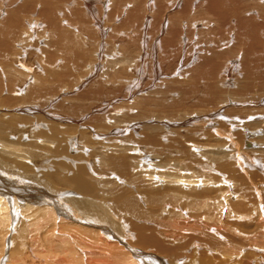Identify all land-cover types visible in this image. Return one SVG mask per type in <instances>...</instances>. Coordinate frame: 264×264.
<instances>
[{
	"label": "rangeland",
	"instance_id": "374dc122",
	"mask_svg": "<svg viewBox=\"0 0 264 264\" xmlns=\"http://www.w3.org/2000/svg\"><path fill=\"white\" fill-rule=\"evenodd\" d=\"M27 1L28 0H16L14 2L15 6H16V7H14V9L7 7V6L4 7L5 9L3 7L0 8L3 11L2 16L0 17V26L3 25L2 17H3V19L5 18L4 12H6L8 10L9 12H12L11 14H9L10 16H12L13 10H15V9L18 11H21V12L26 11L30 8L29 5H26ZM53 1L56 2L55 3L56 6H55V4H53L54 3ZM53 1L50 4V6L54 7V9L56 11L54 13L58 14L57 17L60 18V13H62L63 10H65L64 13H66V15H67V17L64 18V20H65L64 24L67 25L69 28L68 29L66 28L63 30H67L70 34V37H67L63 46H66L64 48V52L67 55L68 67H69V71H70L68 77L71 74H72V76L74 75L75 82H74V79H72L73 84H69V80H66L68 85H67V87L62 88V89L58 88L57 86H53L52 90L55 91L53 94L60 93V90H66L67 92L63 91V93H66L67 95L63 96V98L65 99L66 102L61 101L59 103V105H53L52 106L53 111H52V109H50V112H52L53 114L60 113L61 116L63 117V119L65 116H68V115L71 117V121H72V122L70 121L71 124L69 122H66L67 119H66V121H63V123L61 124L65 128H67V129L70 128L73 130V131L72 130L71 131H69V130L65 131L68 134L66 136H68L70 138L69 142H71V144H68V147L66 148V152L62 155L63 157L54 156L51 153L52 152L51 149H49V151H51V152H48L47 147L51 148L50 145H47L46 142H44V141H40L38 139L39 136L35 135V137H33L34 135L31 136L32 135L31 132H26L27 130H23L22 132L26 136L24 138H27V139L22 138V140L18 144V148L23 147L20 149L21 151L19 153L16 154V153L10 152L11 150L9 151V149L3 148V151L6 153V155L8 154V152H6V151L10 152V155L9 154H8L9 156L7 155L8 158L9 157L11 159L16 158V160H17L16 162L10 161V162L14 163V166H12L10 170L7 168L8 171H10V172L13 171L15 176H17V178L19 176H23V177L27 176L29 170H26V172H23V171L19 172V165H22L23 162L24 163L26 162L25 164H28L27 168H29L30 170H32L34 172V174H31L32 171H31V173H29L30 177L35 178L37 181L44 180L49 185H51L52 188L57 189L61 195L71 196L70 194H68V193H71L73 191V189L69 188L71 185L67 188H63L65 186H63L62 184H60L56 181H53L50 178V177H52L51 175L59 174L58 172H61L60 176L61 175L63 176L64 174H66L67 177H65V178H69V177H71V174L75 172L76 166L83 165V164H85V166H86L88 163L89 164V170H88V166L85 167V168H87L86 169L87 175L89 174L88 178L96 181L95 183H97L99 185L100 190L102 189V192L106 193V194H104V196H108L107 192H108V190L110 191V189H112V188H110L112 185H113V187H115V189H118L115 192L122 193L121 187H123L124 184H122V186L119 185V186H121V187H119L118 183H120L122 180H127L129 177L121 179V178H116L115 176H110V173H114V175H115V172L109 170L108 168L105 171H103V170L100 171V168H99L100 163H98V162L104 160V158H103L104 157L103 155L105 154L104 151L106 152L107 151L106 149H111V148H106L105 150L104 149L100 150L99 147L94 144V142H99V140L98 139L94 140L92 133L94 131L95 132L98 131V133H96V135L104 136L107 134V131H105V130L101 131L102 129H100V128H104L107 126H114L117 129L118 126H119L118 128H120L126 123L127 124L132 123V122L134 124L139 123L138 124L139 126H137L138 130L135 131L134 136H133L134 140L133 139L131 140L128 138L129 133L128 134L125 133V136L127 137L126 140L128 142H125L126 140L125 141L123 140L125 142L124 145L128 146V147H126V149H129V148L131 149V148H134L133 146H137V143H136L137 140H141L143 138L142 135L145 134L143 131V129L146 128L145 126L149 127L150 124L152 126H154L153 124L156 121L154 122L153 120H155V119H151V118H154L153 116H155V118L157 117L156 118V120H158L157 122H159V121L162 122V120L166 121L168 119L167 120L168 122L169 121H170V123L173 122L170 125V130H172L173 133H171V131L169 129H168V131L164 130L162 132V135L167 134L165 137H163L164 138L163 143L167 146L165 147L166 149H162L164 147L160 146L159 151H158V152H160L162 150L161 152L164 154V156H160V154H162L161 152H160V154L157 153V154H159L158 156L157 155H151V156L149 155L148 159L146 157L143 158L142 155H140V156L136 155V159H138L140 157L141 159L139 158V161H141V162L139 164L138 170H135V171L133 170L137 164L135 166H133L134 168H132V170L130 169V173H132V177H133L132 181L130 183L132 184L135 181L139 182L140 178H138V176L141 174V173H139L140 170L142 173L145 172L144 173L145 175H146V172H147V174L152 172V175L154 174V176L159 177L160 174L161 175L163 174L165 176L167 175L168 177L172 178L174 176V174H177L179 172V169H180V167H182L181 166L182 164H185L183 166L184 168H187L190 166L189 161L186 160L184 162V160L186 158L190 159V161L192 160V162L194 161L195 164L197 165L196 167L198 168V170L194 169L196 174L194 173L193 175H195L196 178L199 177L197 179H202L203 181H205V180L207 181L206 184L204 183V185H200V186L204 187V189H208V188L215 189L216 192H214L211 195L210 190H209V192H204V194H202L201 192L195 191V193H192V194L198 195V197H200V195H202V196H205L207 198V202L209 203L207 208H205V209H207V211L209 210L210 205L212 203L215 204L213 207L216 206L219 208H216V207L213 208L212 207L211 211H210L211 212L210 216L212 217L213 220L209 217H206L207 219L205 220L206 215L203 217H201V216L197 217L196 216L197 218H193L192 215H195L197 213L187 212V209H185L186 208L185 207L182 211H184L185 214L187 213L186 215L189 216L188 218H191L192 223L190 221H187V222L184 221V219H182L184 216L182 218L180 217V219H178L180 224H182L183 222L185 223V225L184 224L180 225L179 223H177V225L175 226V229L177 231L176 233H177V235H179V238L182 239L185 237L184 240L182 239V241H187L189 239L191 240L192 238H198V235H202V236H210L211 235L212 236L213 233L219 232L216 229L217 224L220 223L219 221H221V224L224 225L223 229L221 230L222 232L225 230V226H227V225L230 227L229 228L226 227V229H229V231H231V230L233 231V229L236 228L237 226L239 227L240 224H243L244 222L246 223V221L248 223L250 221V219H252V221H253V222L251 221L252 224L249 222L250 224H247L245 229H243L242 231H240V230L242 228H244L245 225L244 226L241 225L240 226V228L242 227L241 229L237 227V230L239 229L240 233L243 231L247 232V233L249 231H250V233L251 232L254 233V231H256V229H257V231L255 232L256 234L254 235L251 233L252 236H250V237H249L250 233H249L247 238L244 237V236H247L246 233H244V232H243L244 236H243V233H241V235H240L241 237L242 236L244 237L243 238L244 240L249 239L248 241H244V245L247 244L246 247H243V248L241 247L243 253L241 252L242 253L241 256L239 254V256L241 258L240 264H242V263L243 264H246V263L264 264V249H263V247L261 249V246H260L261 243H262V245L264 244V239H263L264 238V232H263L264 231L263 230L264 229V225H263L264 224L263 223L264 222V214H263L264 213L263 212L264 211V208H263V206H264V153L261 155L258 154L260 151L254 150L255 148H258V145H255L253 143L254 141H258V139H257L258 136L261 137L262 135H264V127H263L264 123L261 124V121L264 120V115H262V112H261L264 109V97H263L264 93H262L261 95H259L260 93L258 94L259 91L264 92V85L262 88V82L264 83V81H263L264 80L263 79L264 78V76H263L264 75V73H263L264 72V60H263L264 59V51L261 49L263 51L262 52L259 49V48L263 47L262 44L264 42V37H263L264 36L263 35L264 34L263 33L264 27H263V30L260 29V33H259V30H257V28H259V27H257L255 29L254 27L251 26V24H253V26H255L256 21H257L258 26L261 25L260 28L262 26H264V14H263V16H261L262 12L264 11V10L263 11L261 10L262 7L264 9V0H243V1H239V2L237 0L236 3H233V6L231 5V3L228 4L231 1L225 0V2H227V4H228L227 8H226V6L224 8V5H223L224 2L222 3L223 0H220V3L219 2L216 3L217 5H218V3L222 4L221 5L222 7H220V5L218 6L219 7L218 11H220V10L221 11L220 12L217 11V15H216V13H214L212 11L213 10L212 8H211V10L208 8L210 6L208 3V0H207V2L205 0H199V1L190 0V2H189V0H187V1L186 0L185 1H182V0H90L91 3L88 6V8L84 7V3L87 0H74V1H72V3H70L72 11H74L77 14H78L77 10H81L82 8H83V10L87 11V13L85 12V17L83 19L82 18L80 19V22H78L76 19H74L72 16L75 14L71 13L70 9L64 6V4H66L68 0H53ZM57 1H61V2H59V4H58ZM215 1H218V0H215ZM186 2H187V4H186ZM34 4L36 5V7H35V12H33V14H32L33 15L32 19L35 20L36 23L41 24L42 19H41V17H39V16H41V13H40V15H37L39 13V10H40L39 7H40L41 3L37 2V3H33V5ZM82 4H83V6H82ZM240 4L243 6L247 5L249 7L243 8V6H242V10L246 9L242 12ZM204 5H206V7ZM237 6H239V7H237ZM233 7H237V8H233ZM205 8H208V9H205ZM230 8L235 9L236 14L232 9H231V13H230ZM239 9L241 11H239ZM209 10L212 11V13ZM225 10L227 13L229 11V13L226 14V12H224ZM236 10H238L239 15H237ZM258 10H260V11L258 12ZM232 12H234V13H232ZM239 12L240 13L242 12V13L240 14ZM243 13H244V15H243ZM29 14L31 15V13H29ZM225 14H226V17L224 16ZM232 14H233V16H232ZM241 15H242V17H241ZM247 15H248V18L245 17ZM225 18H228L227 19L228 21L227 20L225 21ZM245 19H250L251 21L245 20ZM181 20H182V22H181ZM62 21H63V19H62ZM66 21L69 22V23L67 22L69 25L66 24ZM240 21L242 24L240 23ZM260 21H261V24H260ZM75 22H77V23H75ZM236 24H238L237 25L238 28H236L237 27ZM74 25H80L81 27L77 26V27H79V29H77V27H75ZM205 25H207V27ZM239 25H240V27L242 26L243 28H239ZM244 25H246L247 28H245ZM179 27L182 29H180ZM215 27H216V29H220V30H216ZM80 28H81V31H79ZM253 28H254V30H253ZM89 29H90V31H89ZM233 30H234V32H233ZM247 30H250V31H247ZM251 30H252V32H251ZM175 31H178L177 34H175V33L172 34V32H175ZM230 31H232V32H230ZM254 31H256V32H254ZM179 32H180V34H179ZM221 32H223V33H221ZM253 33H255V35ZM260 34L262 37L258 36ZM202 35H204V36H202ZM256 35H257V37H256ZM243 36H245V37H243ZM258 37H260V38H258ZM243 38H246V39L243 40ZM258 39H260V42H262V43L258 42ZM261 39H262V41H261ZM165 40H168L167 41L168 43L169 42L170 43L174 42V43L170 44V46H169L168 43H167V45L165 44V42H166ZM244 42L246 43V45ZM80 43L82 44L81 46H80ZM247 44L250 47L252 45L254 47L257 45L258 47L257 46L255 47L256 52L254 51V49H252V48H254L253 46H252V48H248L249 46H247ZM234 45H235V47H234ZM240 45H242V46L240 47ZM260 45H262V47ZM223 46H225V47H223ZM79 49L84 50V57L81 60V63L84 62V66L82 69H80L79 72H77L76 70L81 63L80 64H74L73 57H76V55H79ZM243 49H245V50H243ZM247 49H252V51L254 52V55L255 56L258 55V56L254 57V59L252 60L254 55H253V53H252V55L248 54L249 52H252V51H249ZM232 50H233V52H232ZM234 50L236 52L238 51L239 54H237L238 52L236 53ZM246 51L247 52L249 51V52L246 53ZM261 52L263 55L261 54ZM243 53L244 54L246 53V55H245L246 57L244 56ZM247 54L249 55V57ZM239 55H240V57L238 58ZM259 55H261V56H259ZM251 56H252V58H251ZM224 57L227 60L230 57V59H229L230 61L225 62L226 59ZM233 57L236 61L233 59ZM243 57H244V59H243ZM258 57L259 58L261 57V58L259 59ZM262 57H263V59H262ZM246 58L248 60L250 59L252 61V63L249 62ZM256 58L258 60H256ZM238 59L239 60L241 59V60L239 61ZM212 60H214V61H212ZM259 60H263V62L259 61ZM206 61L210 62V63L213 62V64H215V66H213L212 69H214V67H215L216 71L212 70V72H213L212 73L210 71L211 67H210V69L206 67ZM46 63H48V60L44 61V64H46ZM200 63H203V65L202 64L200 65ZM259 63L262 67L260 70H262L263 72L262 71L259 72L260 70L258 69V73H259L258 74L256 69L260 67ZM236 64L237 65L239 64L238 67L235 66ZM246 64H248V65H246ZM231 66L234 67L235 69L234 68L232 69ZM250 66L252 67V69ZM73 67H74V69H73ZM135 67H136V69H135ZM140 67H141V69H140ZM220 67H222V69H220ZM226 67H228V70ZM254 67H257V68H254ZM237 68H238V70H237ZM247 68H249L250 70ZM92 69H94V70H92ZM253 70H254V72L255 71L256 72L254 73ZM205 71H208V72H205ZM249 71L252 74V77H250L251 74H250V76L248 75ZM216 72H219V73H216ZM129 73H130V75L128 76V79H126V76ZM195 73L197 74V78L201 79L197 83H195L197 81L196 80L197 78L195 80H193V78H191V77H195ZM215 73H216V76L214 75ZM41 74H42V70L40 72H38L36 76H39ZM204 75H205V77H203ZM213 75L215 76V78ZM261 75L263 76V78ZM78 76H79V79L77 78ZM198 76H202V77H198ZM259 76H261V77H259ZM111 77L115 78L117 81L114 80V83H111V82H113L111 80ZM211 77H212V79H211ZM222 77H224V78L222 79ZM83 78H85L86 80H84ZM219 78H221V80ZM107 79L111 80L110 82L107 81V83L109 82V84L106 83ZM82 80H83V82H79ZM122 80L123 81L125 80L124 84H122V82H123ZM23 81H27V80L23 79ZM193 81H195V82H193ZM83 83H85V84H83ZM193 83H194V85L195 84L197 85V86H195L197 89L196 88L194 89V87H192ZM207 83L210 85H208ZM214 83H216L217 86H215ZM222 83H224V84H222ZM255 83L258 85H255ZM77 84H79V86H82V88H79L78 90H76V87H78ZM111 84H114V85H111ZM226 84H229V86ZM71 85L72 86L74 85L73 88H70ZM123 85H124V87H123ZM211 85H214V87H218V89L217 88L216 89L218 91L220 89V91L218 92L214 88V91L212 90V92H211V89H213V86L211 87ZM245 85H248V86H245ZM98 86L99 87L102 86L101 89H104V90H107L110 87H111V89H113L116 86L114 89L115 90V96H109V95L105 96L106 94L104 92H101L100 94L102 95V93H103V95L102 96L100 95L101 100L99 101V97L95 94L96 87H98ZM131 86H132V88H131ZM189 86H191L190 89L192 88L193 91H192V89L190 90L188 88ZM258 86L259 87L261 86V87L259 88ZM99 87H98V89H99ZM128 87H130L131 89H129V90L126 89ZM186 87L189 89V91L186 90L187 89ZM236 87L237 88L240 87V88H238L240 91L242 90V87H243V89L246 88V91L248 90L246 93V95H248L247 97L256 98L257 96H255V95L258 94L259 99L261 97V99H260L261 101L259 102V104H256L252 101L253 105L252 104L249 105V108H248V105H245L243 107L227 105V104H230L227 102V100L228 99L232 100V99H234V97H237L235 99H238V100H235V99L233 100V102L235 101V104H237L238 102L241 101L242 97L238 98L240 93H238L239 91L237 90ZM247 87L249 89H247ZM200 88H201V90H200ZM224 88H226V89H224ZM118 89H121V90H118ZM209 89H210V91H209ZM250 89H251V92H250ZM68 90H70V91H68ZM87 90L89 91L90 95H88V93L86 92ZM179 90H181V92H179ZM202 90L204 92H202ZM206 90H208L211 93L214 92L215 94L216 93L220 94V96H218V98H216L217 100L215 99L216 105L213 102L214 100L211 103L205 102V101H211L210 100L211 97L214 99L218 94L213 96L214 93L213 94L210 93V95H208L209 92L208 91L206 92ZM257 90H259V91H257ZM120 91H121V94H120ZM186 91L189 93H187ZM253 91L256 92L257 94H255ZM128 92H130V93H128ZM252 92L254 93V95ZM244 95H245V92H244ZM79 96L82 98L83 101H80ZM93 96H96L97 100ZM181 96H182V99H180ZM253 96H255V97H253ZM205 97H206V99H205ZM222 97H224V98H222ZM202 98L204 100H202ZM94 100H96V101H94ZM80 102H82V103H80ZM204 102L206 103V105ZM223 102H227V104L226 103L224 104ZM109 103L112 105H109ZM212 103H213V105H212ZM184 104H185V106H184ZM203 104H204V106L202 108ZM210 104H211V106H210ZM231 104H232V102H231ZM241 105H243V104H241ZM155 106H159V112H158V108H156ZM174 106H176V108ZM181 106H183V107L181 108ZM259 106H260V108H259ZM206 107H208V108H206ZM253 107H254V109H253ZM61 108H63L64 112L60 110ZM250 108H252V109H250ZM257 108H259V109H257ZM75 109H76V111H75ZM162 109H163V111H162ZM169 109H170V111L167 112V110H169ZM176 109H177V111H176ZM173 110L176 112V114H174V115H173V112H174ZM102 111H103V116H102L103 119L98 120L99 121L98 122L97 117L100 116ZM66 112H68V114H66ZM69 112H71V113H69ZM150 112H151V114H150ZM156 112H158V113H156ZM252 112H254V113H252ZM255 112H257V113H255ZM263 112H264V110H263ZM113 113L115 115H113ZM191 114H194L193 117H195V118H200L201 116L206 117V116H209L211 114H214V115L218 114V115L209 117V119L206 121V123H203V124L199 123L197 129L195 126H193L194 125L193 123H190L191 126L187 125L186 127H182V123L180 120L182 118L185 119L186 117H189V116L192 117ZM202 114H204V115H202ZM146 115H148V117H149L148 120H152V121H150V122L147 121ZM36 116H39V115H36ZM50 117L54 118V116H50ZM72 117H75L76 120H73ZM8 118H9V116H5L4 120H7ZM46 120H48V119H46ZM50 121H52V120L50 119ZM75 121H76V123H75ZM28 123L33 124V125L35 124L33 122H28ZM148 123H149V125H148ZM175 123H177V124L174 125ZM107 124H109V125H107ZM157 124L159 126V123H157ZM67 125H69V126H67ZM97 125H101V126H97ZM227 125H230L232 127L231 128L232 130L239 131V133L241 135H243L244 137L242 136V138H241V136H239L238 134H233L234 132L230 129V127L228 128ZM242 125H244V127L246 129L249 128L248 130L245 129L247 132H245V130L241 131L240 126H242ZM140 126H141V128H140ZM142 126H144V127L142 128ZM217 127L221 131L229 132L230 136L225 135L224 138L223 137L218 138L217 137L218 135L214 134V133H212V135H214V136L216 135L215 137L209 136L212 128L213 129L216 128L215 130H217ZM252 127H254V128H252ZM182 128L184 130L183 131L181 130V132H179L180 129H182ZM186 128L188 131L185 130ZM26 129H28V127ZM177 129H178V131H177ZM198 129H200V132L197 131ZM228 129H230V130H228ZM235 129H237V130H235ZM192 130H194V131L192 132ZM46 131H47V129L45 130V132ZM74 131H75V133H72ZM248 131L250 134H254V135H252V137L248 136L247 135ZM207 132H209L208 136H206ZM169 133H171V134L168 135ZM176 133H179L182 135V136H178V139H177V141L180 140L179 142H177V144H179V146H181L179 151L175 145H172V143H173L172 141H174V137H175ZM83 137H88V138H90V140H88V138H83ZM114 137H111V138L115 139ZM181 137L182 138L184 137L183 138L184 140L182 139L183 141L181 140ZM226 137H227V139H226ZM91 138H93V139H91ZM185 138H186V140H185ZM190 138H192L193 141L189 140ZM234 138H235V140H234ZM251 138H252V140H251ZM16 139H17V137H15V136L12 137L11 142L16 141ZM224 139H226V140H224ZM229 139H231V140H229ZM86 140H87V142H86ZM119 140H121V138ZM168 140H170V141H168ZM223 140H224V142H223ZM238 140H239V142H238ZM92 141H93V143H92ZM123 141L121 140L120 142L123 143ZM227 141L228 142L237 141V142H235L237 144H240L241 142H243V143H241L242 145H240V146L245 147V149H247V150L253 151L252 155L250 153H249V155L247 154V158L250 157V155H251L252 159L257 158L260 161H257V164H256V163H253L252 160L250 161L251 158H249L243 162V163H246L245 167H244V165L242 167H239L238 165H236L234 160L231 158L233 155L232 152L230 153L231 146H229V145L225 146V143L229 144ZM247 141L249 143L251 142L250 146L246 145ZM27 142H28V144L33 142V143H36L35 145H37V144L38 145L37 146L30 145L27 147L26 146ZM169 142L170 143L172 142V143L170 144ZM39 144L41 146H39ZM262 144H264V141H262ZM45 145H47V146H45ZM182 145H186V146L190 147L189 148V147L185 146L189 150V151H187V153L193 159L186 157V156H183V155H180L181 154L180 152H182V150H181ZM192 145H194V146L191 147ZM19 146H21V147H19ZM25 146H26V148H31V150L29 149L30 152L28 149L25 148ZM218 146H220V148ZM141 148H143V147H141ZM23 149L27 153L29 152V155L31 154V152H38L37 153L38 155L35 156L36 157L35 159L34 158L31 159V158H29V155L27 157L26 153H23L24 152V151H22ZM32 149L34 151H32ZM37 149H38V151H37ZM207 149H208V151H207ZM0 151H2L1 148H0ZM256 151H258L257 155L255 153ZM49 153H51V154H49ZM131 153L134 154L133 152H131ZM23 155H26V158L24 156L25 159H22ZM42 155H43L44 159L42 158ZM3 156L5 157V154ZM38 156L42 160L39 159ZM132 156H135V155H132ZM220 156H221V158H220ZM165 157H167V158H165ZM180 157H182V158H180ZM37 159H39V160H37ZM136 159L135 158L133 159L134 164L138 161ZM35 160H37V161H35ZM174 160H176V161L179 160L180 163H179V161H178V163H176V161H174ZM219 160H221V161L225 160L224 164L229 166L228 171H219L217 169L216 164L218 163ZM247 160H249V161H247ZM18 161H20V162H18ZM60 161H61V164H60ZM38 162H40V163H38ZM54 162L56 163L57 166L54 165L55 164ZM62 162H65V163H62ZM114 162H119V161L114 160ZM199 162H200V164L201 163L203 164V165L201 164V167L204 168V169H202V171H200V169H199V166H198ZM158 163H159V167L157 166ZM238 163L241 164L242 162L239 161ZM177 164H179L180 166L179 165L177 166ZM147 165H148V167H147ZM191 166H193V165H191ZM66 167H68V168H66ZM178 167H179V169H178ZM243 167L245 169H243ZM149 168H152V170H150ZM156 168H157V170H156ZM57 169H61V170L63 169V170L57 171ZM102 169H104V168H102ZM72 170H74V171L72 172ZM93 171H95V172H93ZM231 171H233V172H231ZM188 172H192V171L183 170L181 173L183 175H185V174L190 175ZM241 172H243L245 174L244 176H246V177L241 175ZM246 173H248V174H246ZM253 174H254V179H252ZM96 175L100 177V178L98 177V180H97ZM116 175H117V173H116ZM239 175H241V176H239ZM255 175H256L257 179H255ZM135 177H136V180H134V182H133V179H135ZM139 177H142V176H139ZM248 177L252 180H250ZM231 178L235 179V181L232 180ZM245 178H246V181H244ZM260 178H262V179H260ZM108 179H110V181ZM111 179H112V181H111ZM118 179H120L121 181L119 182ZM141 179L144 180V178H141ZM143 180H140L141 184H144L146 182L147 184H149L148 186L154 185L155 187L153 186V189L157 188V186L159 187L158 188L159 190H160L161 186H162V188H164V184H165L164 181L165 180H163L162 178L161 179L159 178V180H161L158 183L159 185L157 183H154V182H152V184H150V183H148V181H143ZM253 180H254V182H252ZM99 181H101V182H99ZM257 181H259V182H257ZM140 182H139V184H140ZM196 182L195 183L193 182V184H191V185L199 184ZM251 182L253 183L254 188H253V185ZM101 183H104V184L101 185ZM247 183H248V186L245 187V185H247ZM257 183L263 188V190H262V188L259 189L260 186H258ZM180 184L185 185V184H188V182L185 183L184 181H180ZM249 184H250V186H249ZM256 184L258 187H256ZM104 186L106 187L105 189H104ZM200 186L198 187L199 189L201 188ZM133 187H134V189H133ZM227 187H229V189ZM249 187H250V189H248ZM123 188H125V187H123ZM145 188H146V185H145ZM150 188H152V187H150ZM135 189H137L136 186H133V185L130 186V191L131 190L137 191ZM141 189H143V188L141 187ZM230 189H231V191H230ZM254 189L257 191L258 194L260 193L259 195L262 198V205H261V201H258L259 199H258V197H256L257 195H256V193H255L256 191H254ZM260 190H262V191L260 192ZM48 192L49 191H47V193ZM96 192H98V191H96ZM102 192H100V193L102 194ZM222 192H224V193H222ZM251 192H253L252 193L253 195L251 194ZM93 193L94 192H92V194ZM52 194L54 195V193H52ZM223 194H225V197ZM250 194H251V197H250ZM8 195L14 196L11 194H8ZM85 195H87L86 192L82 196H85ZM91 195H89L87 198L90 199ZM245 195L246 196L248 195V197H246ZM229 196H231V198H229V200H228L227 198ZM237 196H238V198H237ZM243 196L245 198H243ZM253 196H255V197H253ZM240 197L242 199H239ZM129 198H133L137 201L139 200L136 193L132 196H129ZM246 200H247V202H246ZM96 201H97V199H96ZM98 201L101 202L102 200L98 199ZM109 201H111V199H109ZM231 201H232V204H231ZM254 201L255 202L257 201L256 203L258 204L259 210H258V208H256L257 206L255 207V205H257V204H255ZM227 203H229V204H227ZM235 203L242 206V207L244 206L243 213H241V212L239 213L238 212L239 210H235V207H233V205ZM218 204H221V205H218ZM222 204H224L226 206V208H225V206H223L224 209L222 207H220V206H222ZM97 205L99 207L102 205V203H98ZM184 206L185 205H183L182 208ZM143 207H144V205L142 206V208ZM230 208H231V210H230ZM217 209L222 210L221 211L222 214L221 213L220 214L223 216L222 217L218 216L215 219L212 211H214V210L217 211ZM228 209L231 212L226 211ZM253 209H255V211ZM233 210L235 212L239 213V215H235V217H233L234 216ZM256 212H257V214H256ZM190 213H192V215ZM244 213H245V215L248 214V216L250 218L248 216H246L247 218H244L245 217ZM155 214L159 215V213H155ZM260 214H262L263 218ZM190 215H191V217H190ZM237 216L238 217L240 216L239 217L240 219ZM257 216H259L260 218ZM11 217H13V214ZM87 217L88 216L83 215L79 219L80 220H86ZM226 217H230V219H226ZM210 219H211V222L213 224H211ZM253 219H256V221ZM214 220H215V222H214ZM229 220H232V221H229ZM238 220H240V221H238ZM242 220H244L243 223H242ZM258 220L261 222L260 223L257 222ZM18 221L21 222L22 218H19ZM205 222H206V224H205ZM236 222L237 223L240 222V223L237 224ZM254 223L258 227L256 225H254ZM192 224L194 225V230L192 231L194 234H192V232L186 230L187 225L193 226ZM258 224H261V225H258ZM262 225H263V227H262ZM260 226L262 228H260ZM180 227H182V228H180ZM20 228H21V224L19 223V224H17L15 231L12 229V232L8 237L9 247H8L7 251L3 250L2 254H0V260L6 259L4 261L5 264H10L8 262L10 260L9 257L16 254L15 252H13L12 249L18 250L20 252V254L23 255V257L25 258L24 260H22V261H24L23 262L24 264H39V263L44 264V262H45V264H49V263L51 264V262L53 260L54 261L52 262V264H61L59 261H61V262L62 261L63 262L68 261V262H66L67 264H70L72 261H74V262L71 264H76L77 261H78L77 264L89 263L88 260L90 258L88 256H82L83 254H81L77 250V249H79L78 247H74L73 245L68 244L67 242L64 241L65 243H67V245H65L66 247L64 248L65 253H66L65 254L64 251H62L64 249L60 248L58 246L59 244H57V242H56L57 239H55L56 243L52 244V246H51V248H52L51 252L53 254L50 252L49 253L50 255L48 254V256L47 255L45 256V253L47 254V252H46L47 250L45 251V249L43 251H41L42 254H40L39 249H40V246L44 242L43 237L48 236V234L50 235V232H51V231H47V230L46 231L42 230L43 235H42V233H41V235L43 237L40 235L38 236L36 234L38 237H36L34 239V241H35L34 244H31L29 242L30 240L28 241L27 236H26L24 238V243H26L25 247L28 248L27 250H26V248L22 249V248L16 246L15 244L12 243V237L14 235H16V231ZM64 228H65V226H64ZM230 228H231V230H230ZM29 229H32V227L28 226L27 229L25 228L26 231H28ZM66 230L68 232L74 234L78 238H83L84 239L83 247L85 249L87 247L84 244H87V246H89V242H91V241L95 242V239H96L95 235L93 236L92 239L88 238L91 235V234H89L90 232H88V231H93L90 228H86L87 232H81V229L78 228V226L76 224L72 223L71 225H69L66 228ZM168 230L171 231L172 229L169 228ZM157 232L159 233V228L157 229ZM203 232H205V233H203ZM257 232H259V236H257ZM223 233H224V236H222V237L226 238L225 240H228L230 238H231L230 240H232V241H229L228 243L226 242L227 246L229 244V247L234 248V249L231 248L233 250L232 254L230 252L231 250H229V248L226 245H224L223 247L226 246L225 247L226 249H223V250H226V251L228 250L227 252L230 255V258L227 259V257H226V259H224L225 258L224 255L219 256V250H221V248H220V249H217V251H215L214 261H211L208 264H219L221 261H222L221 263H223V264H225V263L233 264L237 259L236 257H238V255H237L238 250L236 251V249L239 246L237 244L238 241L236 242V240H234L235 238L230 236L227 232L224 231ZM260 233H262V235ZM48 237H49L48 240H51L50 236H48ZM40 238H42L43 240ZM256 238L258 240L260 238V240L258 241L259 243L262 239H263V241H261L260 244L257 241L254 242ZM126 241H128V239ZM102 242L105 245V247L104 248L98 247V248L105 250V251H103L105 253L109 252L112 254V252L118 248V242H112V239H105V240H102ZM130 242H128V243H130ZM156 242H159V240H154L153 245L151 243H148V242L144 244V246L147 248V250H146L145 254L142 256V258L145 257L146 261L150 262L155 257L159 258V249L154 248ZM169 242H171V241H169ZM216 242H217V239H216ZM238 243L243 245L242 241H239ZM256 243L259 245L257 246ZM96 244H97V242H96ZM210 244H208V245L214 247V245H212V243H210ZM22 245H23V242H22ZM220 245H223V244L220 243ZM67 247L69 249H67ZM90 247L91 246H89V248ZM249 247H251V248H249ZM254 247L256 248V250ZM0 249H1V246H0ZM53 249H55L56 251L54 250L55 252H53ZM60 249L62 252L60 251ZM95 249H96V252H94V254L96 256H91L92 259H94V260L90 259V260H92V261H90L92 264H97V262L103 261L101 259H98L99 255L97 256V254H96L97 253V245L95 246ZM185 249L186 248H183V250H185ZM191 249H192V247L190 248V252H191ZM215 249H216V247H215ZM259 249H261V250H259ZM75 250H76V252H75ZM122 250H123V247L119 248V252L116 255L120 254L122 252ZM141 250H142V248H141ZM68 251H69V253H68ZM244 251L246 254H247V252H249L250 256L248 254L245 256ZM252 251H253V253H255V255H253ZM254 251H256V252H254ZM77 252H79V253H77ZM234 252H237V253H235L236 256H234V254H233ZM11 253H13V254H11ZM43 253H44V256H43ZM62 253H64L66 255L64 257L66 259L63 258L64 254H62ZM76 253H77V256H76ZM209 253H210V251H209ZM258 253L262 254V257H261V255H258ZM35 254H37V255L39 254L38 255L39 257ZM58 254L60 256H58V257L56 256L57 257L56 259L53 258V255H58ZM187 254H189V251ZM256 254L258 255V257ZM73 255H75V257ZM232 255L235 257V259H234V257H231ZM50 256H51L52 260L50 259ZM69 256H71V258ZM209 256H210V254H209ZM248 256L250 258L253 256L254 259L255 258H257V259L253 260L252 258L251 259L247 258ZM244 257L247 258V260L250 259L251 261L250 260L245 261ZM42 258L43 259L46 258V259H44L45 261L41 260ZM219 258H222V259H219ZM229 259H232L231 260L232 263H230L231 261ZM233 259H234V261H233ZM70 260H71V262H70ZM216 260H218V262H215ZM56 261H58V263ZM194 262L198 263L199 259L196 258ZM91 263H89V264H91ZM189 263L191 264V260L187 259V258L182 259V261L180 262V264H189ZM2 264H3V262H2Z\"/></svg>",
	"mask_w": 264,
	"mask_h": 264
},
{
	"label": "bare ground",
	"instance_id": "6f19581e",
	"mask_svg": "<svg viewBox=\"0 0 264 264\" xmlns=\"http://www.w3.org/2000/svg\"><path fill=\"white\" fill-rule=\"evenodd\" d=\"M16 0H0V8H4L5 6L7 7H10V8H13L16 7L14 2ZM53 0H28L26 5H29L30 8L26 11H18V10H13V14L12 16H10L9 14H11L12 12H4V15H5V18L3 19L2 17V20H3V25L0 26V148L2 149V151H0V246H1V249H0V254H2V251L8 249L9 247V241H8V237L9 235L11 234L12 232V229L15 231L16 230V227H17V224H21V228L18 229L16 231V235H14L12 237V243L15 244L16 246L20 247V248H26L25 247V244L24 243V238L27 236V240L31 243V244H34V239L36 237H38L39 235L42 236L43 235V231H51L50 232V235L48 234V236H50V239L51 240H48V236H42L44 238V242L43 244L40 246V254L41 251H43L45 249V251L47 252V254L45 253V256L52 251V244H55L57 242V244H59L58 246L60 248H65L68 244H71L73 245L74 247H78L79 249H77L81 254H83L82 256H88L90 259H92L91 256H96L94 254V252H96V249H95V246L97 245V256H98V259H101L103 260L102 262H97V264H180V262L182 261V259L184 258H187V259H190L191 260V264H208L210 263L211 261H214V255H215V251H217V249H220L219 250V256H222L224 255L226 259L230 258V255L228 254V250H223V249H226L225 247L227 246L226 242L228 243L229 241H232L230 239L228 240H225L226 238H223L222 236H224V231L227 232L230 236H232L233 238H235L234 240H236V242L238 241H242L243 242V245L238 243L237 244L240 246H238V248L236 249V251L238 252H234V256L235 253H237L238 257H236V261L233 263V264H240V261H241V258L240 256L242 255L243 251H242V248L243 247H246V245H244V241H248V240H244L243 238H247L250 231L247 233V232H244L246 233L247 236H244V233H243V236L241 237V233L239 232V229L237 230V227L233 229V232L230 228L231 231H229V229H226L229 228L230 226H228L226 223L227 226H225V230L222 232L221 230L223 229V226L221 224V221H219L216 226V229L217 231H219L218 233H213V235L211 236H202V235H198V238H192L191 240H187V241H182V239L184 240V238L180 239L179 238V235H177V231L175 229V226L177 225V223L180 224L179 220L180 217L182 219H184V221H191V218H188L189 216L185 214L184 211H182L185 207V209H187V212H194V213H197L195 215H192V213H190L192 215L193 218H197V217H203L205 216V220L207 219L206 217H209L212 219V217L210 216V211H211V208L215 205L214 203H212L210 205V208L209 210L207 211V206H208V202H207V198L205 196H202L200 195V197H198V195H195V194H192V193H195V191L197 192H201L202 194H204V192H211V195L216 192L215 189H204V187H201L200 185H204V183L206 184L207 181H203L202 179H197L199 177H195V175H193L195 173L194 169L195 170H198V168L196 167L197 165L195 164V162L193 163L192 160L190 161V159H185L184 162L187 160L189 161L190 163V166L187 167V168H184L183 166L185 164H182L179 169V172L177 174H174V176L171 178V177H168L167 175H159L158 176H154V174L152 175V172L147 174L146 172V175L144 173L140 172L141 173L139 176H142V177H139L140 180H143L141 178H144L143 181H148V183L152 184V182L154 183H159L161 180H159V178L165 180V184H164V188H160V190L158 189L159 187L157 186V188L153 189V186H148L149 184H147L146 182L144 183L146 185V188H145V185L144 184H141L140 180V184L139 182H134V180H136V177L135 179H133V182L134 183H130L132 181V173H130V169L132 170V168H134L133 166H135L136 164V167L133 169L134 171L135 170H138L139 168V164L141 161H139V158L136 159V155H142V157H146L148 159L149 155H159L160 152L159 151V148L160 146L164 147L162 149H166L165 147L167 145H165L163 142H164V138L167 134L165 135H162V132L165 130L168 131V129L170 130V125L173 123H170V121L168 122L167 120L164 121L162 120V122H157L158 120H156L155 116H153L154 118H151V119H155L153 120L155 123L153 124L154 126H152L151 124L149 125V127L145 126L146 128L143 129L144 131V135L143 138L141 140H137L136 143H137V146H133L134 148H129V149H126V147H128L127 145H124L125 142H128L126 140V136H125V133H129L128 134V138L129 139H133V136H134V133L135 131L138 130V127L139 126L138 124L139 123H129V124H124L122 127L118 128L117 129L114 127V126H107V127H104V128H100L102 129L101 131L105 130L107 131V134L104 135V136H100V135H96V133H98V131H94L92 133V136L94 137V140L98 139L99 142H94V144L96 146L99 147L100 150L102 149H106V148H111V149H106L107 151L105 152L104 151V160L102 161H99L98 163H100V171L103 170L105 171L107 168L113 172H115V175L114 173H110V176H115L116 178H121V179H124V178H127L129 177L127 180H120L118 179V181L120 183H118V186L122 184L123 187H121V190H122V193H117L115 192L116 190L118 189H115V187H113V185L110 187L112 189H110V191L108 190L107 192V195L108 196H104V194L106 193H103L102 192V189L100 190L99 188V185L97 183H95L96 181H94L93 179H90L88 178V175H87V171L85 168L86 166H88V170H89V164L87 163V165L85 166V164L83 165H78L76 166L75 168V172L71 174V177L69 178H65L67 177L66 174H64L63 176L61 175L60 176V173L61 172H58L59 174H55V175H51L52 177H50L53 181H56L60 184H62L63 188H67L69 187L70 185V189H73V193H68L70 194L71 196H64V195H61L60 192L55 189V188H52L51 185H49L47 182H45L44 180L42 181H37L35 178H32L29 176V173H31L32 170H30L28 167V164H25L24 162L22 163V165H19V172L20 171H23V172H26V170H29L28 172V175L27 176H19L17 178V176H15L14 172H10L8 171V169L10 170L12 166H14V163L13 162H10V161H14L16 162V158L14 159H11L10 157L8 158V156L10 155V152H13V153H19L21 150V148H18V144L20 143V141L22 140V138L26 137L24 135V133L22 132L23 130H27L26 132H31L33 137H35V135L39 136V140L40 141H44L46 142L47 145H50L51 148L47 147L48 148V152H51L49 151V149L52 150V154L54 156H61L63 157L62 155L66 152V148L68 147V144H71V142H69L70 138L66 135H68L65 131H71L72 129L70 128H65L64 126H62L61 124L63 123V121H67L66 122H69L71 124V117L68 115V116H65L64 119L63 117L61 116L60 113H55L53 114L52 112H50V109H52V106L53 105H59V103L61 101L63 102H66L65 99L63 98L64 95H67L66 93H63V91L67 92L66 90H60V93H57V94H53L55 91H53V86H57L58 88L62 89V88H65L67 87L68 83L66 80H69V84H73V80L75 77L74 75L72 76V74L68 77L70 71H69V67H68V60H67V55L65 54L64 52V48L66 46H63L67 37H70V34L67 30H63V29H68L69 27L67 25H65V20L64 18L67 17L65 10L62 11V13H60V18L57 17V13L55 14L54 12L55 9L54 7L50 6V4L52 3ZM72 1L74 0H68L66 4H64L65 7L69 8L71 13L75 14V15H71L74 19H76L78 22H80V19L84 18L85 17V12L87 13L86 10H83V8L81 10H77L78 14L75 13L74 11L71 10V6H70V3H72ZM182 1H185V0H182ZM187 1V0H186ZM193 1V0H192ZM199 1V0H197ZM207 2V0H205ZM231 2H229L228 4L231 3V5L233 6V3H236L237 0H229ZM239 1H243V0H238ZM37 2H40L41 5L39 7V13L37 15H40L41 13V19H42V22L41 24L40 23H36L35 20L32 19V14L33 12H35V7L36 5L33 3H37ZM55 4L56 2L53 1ZM58 4L59 2L61 1H57ZM83 2V1H82ZM190 2V0H189ZM203 2V1H202ZM217 2L220 3V0L218 1H215V0H208V3H209V9L211 10V8L213 9L212 11L214 13H216L217 15V11L219 10V5L220 7H222L221 5L222 4H219L218 5L216 4ZM224 2V3H223ZM256 2V1H255ZM90 0H87L85 1L84 3V7L85 8H88V6L90 5ZM192 3V2H191ZM204 3V2H203ZM223 5H224V8L226 6V8L228 7L227 5V2H225V0L222 1ZM251 3V2H250ZM62 4V3H61ZM187 4V2H186ZM238 4V3H237ZM244 4V3H243ZM259 4V3H258ZM80 5V4H79ZM208 5V4H207ZM236 5V4H235ZM239 5V4H238ZM241 5V4H240ZM255 5V4H254ZM56 6V4H55ZM83 6V4H82ZM188 6V5H187ZM206 7V5H204ZM242 6L241 5V10H242ZM186 7V6H185ZM239 7V6H237ZM237 7H233V8H237ZM245 7H249V6H243V8ZM258 7V6H257ZM58 8V7H57ZM191 8V7H190ZM193 8V7H192ZM208 8H205V9H208ZM233 8H230V13H231V9L235 12V9ZM261 8V7H260ZM5 9V8H4ZM66 9V8H65ZM248 9V8H247ZM257 9V8H256ZM255 9V10H256ZM259 9V8H258ZM209 10V11H210ZM239 9V11H241ZM246 10V9H243L242 12ZM253 10V9H252ZM261 10L263 11V7L261 8ZM177 11V10H176ZM200 11V10H199ZM203 11V10H202ZM212 11H210L212 13ZM221 11V10H220ZM218 11V12H220ZM228 11V10H227ZM237 11V15L238 14V10ZM260 10H258L259 12ZM61 12V11H60ZM206 12V11H205ZM223 12V11H222ZM226 12V10L224 11ZM232 12V13H234ZM241 12V13H242ZM264 12V11H263ZM261 14V16H263V13ZM31 13V15L29 14ZM229 13V11H228ZM226 12V14H228ZM240 13V12H239ZM240 13V14H241ZM3 14V11L0 9V17L2 16ZM171 14V13H170ZM226 14L224 15L226 17ZM236 14V12H235ZM234 14V15H235ZM260 14V13H259ZM3 15V16H4ZM215 15V14H214ZM219 15V14H218ZM222 15V14H221ZM244 15V13H243ZM36 16V15H35ZM169 16V15H168ZM233 16V14H232ZM236 17V16H235ZM239 17V16H238ZM242 17V15H241ZM246 18H248V15L245 16ZM244 17V18H245ZM233 18V17H232ZM237 18V17H236ZM36 19V18H35ZM63 19V21H62ZM228 18H225V21L227 20ZM37 20V19H36ZM69 20V19H68ZM185 20V19H184ZM245 20H249L251 21L250 19H245ZM83 21V20H82ZM228 21V20H227ZM68 21H66V24ZM182 22V20H181ZM186 22V21H185ZM77 23V22H75ZM239 23V22H238ZM241 23V21H240ZM239 23V24H240ZM83 24V23H82ZM235 24V23H234ZM242 24V23H241ZM260 24H261V21H260ZM41 25V26H40ZM69 25V24H68ZM72 25V24H71ZM176 25V24H175ZM182 25V24H181ZM238 24H236L237 26ZM256 25H257V21H256ZM255 25V26H256ZM75 27L77 26H80V25H74ZM83 26V25H82ZM93 26V25H92ZM165 26V25H164ZM207 27V25H205ZM252 27H254L255 29L257 27V30H259V33H260V29L263 30V27L262 26L260 28L261 25H257L256 27L253 26V24H251ZM81 27V26H80ZM86 27V26H85ZM245 28H247L246 25H244ZM249 27V26H248ZM178 28V27H177ZM180 28V27H179ZM238 28V26L236 27ZM235 28V29H236ZM239 28H243L242 26L240 27L239 25ZM253 28V30H254ZM77 29H79V27H77ZM83 29V28H82ZM173 29V28H172ZM175 29V28H174ZM182 29V28H180ZM208 29V28H207ZM216 29V27H215ZM85 30V29H84ZM178 30V29H177ZM184 30V29H183ZM216 30H220V29H216ZM232 30V29H231ZM246 30V29H245ZM81 31V28L80 30ZM90 31V29H89ZM186 31V30H185ZM247 31H250V30H247ZM178 31H175V32H172V34H177ZM232 32V31H230ZM234 32V30H233ZM236 32V31H235ZM252 32V30H251ZM256 32V31H254ZM97 33V32H96ZM223 33V32H221ZM220 33V34H221ZM258 33V34H259ZM264 33V32H263ZM180 34V32H179ZM234 34V33H233ZM255 35V33H253ZM182 35V34H181ZM264 35V34H263ZM204 36V35H202ZM206 36V35H205ZM208 36V35H207ZM260 37V35H258ZM184 37V36H183ZM198 37V36H197ZM245 37V36H243ZM254 37V36H253ZM257 37V35H256ZM258 37V38H260ZM264 37V36H263ZM255 38V37H254ZM246 39V38H243V40ZM174 40V39H173ZM172 40V41H173ZM257 40V39H256ZM255 40V41H256ZM165 44L167 45V41L168 40H165ZM206 41V40H205ZM262 41V39H261ZM258 42H260V39H258ZM174 43V42H173ZM173 43H168L169 46L170 44H173ZM222 43V42H221ZM245 43V42H244ZM262 43V42H260ZM82 44L80 43V46ZM246 45V43H245ZM256 45V44H255ZM263 45V47H262ZM260 45L262 48H259L260 50L262 49L264 51V42L263 44ZM242 45H240L241 47ZM247 46H249L247 44ZM253 46V45H252ZM252 46L248 47V48H252ZM257 46V45H256ZM255 46V47H256ZM83 47V46H82ZM81 47V48H82ZM88 47V46H87ZM225 47V46H223ZM235 47V45H234ZM233 47V48H234ZM239 47V48H240ZM244 47V46H243ZM254 47V46H253ZM255 47L252 48L254 49V51L256 52L255 50ZM258 47V46H257ZM84 48V47H83ZM214 48V47H213ZM246 48V47H245ZM218 49V48H217ZM236 49V48H235ZM252 49H247L249 51H252ZM257 49V48H256ZM211 50V49H210ZM229 50V49H228ZM231 50V49H230ZM245 50V49H243ZM261 50V51H262ZM188 51V50H187ZM235 51V50H234ZM248 51V52H249ZM262 51V52H263ZM233 52V50H232ZM236 52V51H235ZM238 52V51H237ZM236 52V53H237ZM246 51V53H248ZM259 52V51H258ZM261 52V54H262ZM246 53L244 54V56L246 55ZM254 55V52H249L248 54H251ZM233 54V53H232ZM239 54V52L237 53ZM247 54V55H248ZM257 54V53H256ZM242 55V54H241ZM263 55V54H262ZM223 56V55H222ZM227 56V55H226ZM258 56V55H257ZM257 56H251L252 60L254 59V57H257ZM261 56V55H259ZM84 57V50L83 49H79V55H76V57H73V61H74V64H80L81 63V60L82 58ZM237 57V56H236ZM235 57V58H236ZM240 57V55L238 56V58ZM246 57V56H245ZM249 57V55H248ZM247 57V58H248ZM221 58V57H220ZM225 58V57H224ZM228 58V57H227ZM246 58V59H247ZM259 58V57H258ZM261 58V57H260ZM259 58V59H260ZM211 59V58H210ZM226 59V58H225ZM230 59V57H229ZM227 60V61H230V60ZM234 59V57H233ZM244 59V57H243ZM263 59V57H262ZM48 60V63L44 64V61ZM220 60V59H219ZM235 60V59H234ZM239 60V59H238ZM241 60V59H240ZM239 60V61H240ZM248 60V59H247ZM256 60H258L256 58ZM255 60V61H256ZM264 60V59H263ZM263 60H259V61H262ZM214 61V60H212ZM236 61V60H235ZM246 61V60H245ZM249 62L252 63V61L249 59L248 60ZM258 61V62H259ZM221 62V61H220ZM240 63V62H239ZM261 63V62H260ZM259 63V65H260ZM203 65V63H200V65ZM263 64V63H262ZM220 65V64H219ZM239 65V64H238ZM238 65L236 64L235 66L238 67ZM248 65V64H246ZM84 66V62H82L78 68H77V72L80 71V69H82ZM205 66V65H204ZM215 66V64L210 63V62H207L206 61V67L210 69V71L212 72V70L214 71L215 70V67L214 69H212V67ZM226 66V65H225ZM233 66V65H232ZM231 66V67H232ZM252 66V65H251ZM250 66V67H251ZM254 66V65H253ZM263 66V65H262ZM217 67V66H216ZM97 68V67H96ZM138 68V67H137ZM205 68V67H204ZM227 70H228V67H226ZM234 67H232L233 69ZM242 68V67H241ZM244 68V67H243ZM254 68H257V67H254ZM262 67L260 65L259 68L256 69L257 73H258V69L260 70ZM74 69V67H73ZM136 69V67H135ZM141 69V67H140ZM220 69H222V67H220ZM235 69V68H234ZM249 69V68H247ZM252 69V67H251ZM42 70V74L39 75V76H36L38 72H40ZM94 70V69H92ZM91 70V71H92ZM197 70V69H196ZM206 70V69H205ZM226 70V69H225ZM238 70V68H237ZM250 70V69H249ZM216 71V70H215ZM218 71V70H217ZM244 71V70H243ZM242 71V72H243ZM255 71V72H256ZM262 70H260L259 72H261ZM75 72V71H74ZM199 72V71H198ZM205 72H208V71H205ZM236 72V71H235ZM252 72V71H251ZM254 72V70H253ZM252 72V73H253ZM254 72V73H255ZM263 72V71H262ZM76 73V72H75ZM132 73V72H131ZM210 73V72H209ZM213 73V72H212ZM216 73H219V72H216ZM216 73L214 74L216 76ZM264 73V72H263ZM194 74V73H193ZM192 74V75H193ZM202 74V73H201ZM205 74V73H204ZM221 74V73H220ZM245 74V73H244ZM243 74V75H244ZM247 74V73H246ZM250 71L248 73V75L250 76ZM259 74V73H258ZM77 75V74H76ZM79 75V74H78ZM130 75V73L126 76V79H128V76ZM203 75V74H202ZM210 75V74H209ZM213 75V76H214ZM218 75V74H217ZM222 75V74H221ZM229 75V74H228ZM247 75V76H248ZM263 75V74H262ZM261 75V76H262ZM212 76V77H213ZM214 76V78H215ZM227 76V75H226ZM259 76V77H261ZM264 76V75H263ZM262 76V78H263ZM87 77V76H86ZM191 77V76H190ZM198 77H202V76H198ZM205 77V75L203 76ZM211 77V79H212ZM218 77V76H217ZM228 77V76H227ZM245 77V76H244ZM252 77V74L251 76ZM79 79V76L77 77ZM82 78V77H81ZM93 78V77H92ZM193 78V80H195L197 78V74L195 73V77H191ZM190 78V79H191ZM224 77H222L223 79ZM248 78V77H247ZM23 79L27 80V81H23ZM84 80H86L85 78H83ZM125 79V80H126ZM210 79V78H209ZM221 80V78H219ZM218 79V80H219ZM227 79V78H226ZM259 79V78H258ZM264 79V78H263ZM262 79V80H263ZM81 80V79H80ZM111 80L113 82L111 83H114V80H116L115 78H112L111 77ZM110 79H107L106 80V83L107 81H111ZM125 80L122 82V84H124ZM197 81H193L195 83H197L199 80H201L200 78H197L196 79ZM216 80V79H215ZM78 81V80H77ZM117 81V80H116ZM120 81V80H119ZM143 81V80H142ZM210 81V80H209ZM214 81V80H213ZM224 81V80H223ZM222 81V82H223ZM264 81V80H263ZM74 82H75V79H74ZM79 82H83L82 81H79ZM109 82L107 84H109ZM185 82V81H184ZM215 82V81H214ZM228 82V81H227ZM243 82V81H242ZM121 83V82H120ZM213 83V82H212ZM211 83V84H212ZM225 83V82H224ZM222 83V84H224ZM85 84V83H83ZM191 84V83H190ZM208 84V83H207ZM230 84V83H229ZM229 84H226L229 86ZM239 84V83H238ZM261 84V83H260ZM76 85V84H75ZM78 87H76V90H78L79 88H82V86H79V84H77ZM111 85H114V84H111ZM126 85V84H125ZM210 85V84H208ZM207 85V86H208ZM215 86H217L216 83H214ZM214 85H211V87L213 86V89H211V92L212 90L214 91V88L218 89V87H214ZM255 85H258L255 83ZM254 85V86H255ZM263 85L264 83L262 82V88H263ZM74 86V85H73ZM73 86L71 85L70 88H73ZM172 86V85H171ZM195 86H197L196 84L194 85L193 83V86L194 89L196 88ZM240 86V85H239ZM245 86H248V85H245ZM99 87V86H98ZM96 87V91H95V94L99 97V101L101 100V96L102 95L100 94L101 92H104L105 96L109 95V96H115V87L113 89H111V87L107 90H104V89H101V87ZM124 87V85H123ZM167 87V86H166ZM191 86H189L188 88L190 89ZM199 87V86H198ZM259 87V86H258ZM261 87V86H260ZM259 87V88H260ZM132 88V86H131ZM130 87L126 88V89H131ZM187 88V87H186ZM186 89L187 91H189V89ZM237 88V87H236ZM240 88V87H238ZM237 88V91L238 93H240L239 97L238 98H241V101L238 102L237 104H235V101L233 102V100L237 97H234V99L232 100H227L228 103L230 104H227V102H223L224 104L226 103L227 105H231V106H245V105H248V108H249V105H253V102L256 103V104H259V102L261 101V97L259 99L258 97V94L261 95L262 93L264 92H258V94L256 92H254L255 96H257L256 98H252V97H247L248 95H246L247 91H246V88L243 89L242 87V90L240 91L239 89ZM252 88V87H251ZM254 88V87H253ZM256 88V87H255ZM192 89V88H191ZM190 89V90H191ZM197 89V88H196ZM208 89V88H207ZM216 89V90H217ZM226 89V88H224ZM247 89H249L247 87ZM73 90V89H72ZM117 90V89H116ZM118 90H121V89H118ZM201 90V88H200ZM236 90V89H235ZM253 90V89H252ZM70 91V90H68ZM178 91V90H177ZM186 91V92H187ZM193 91V89H192ZM208 90H206L207 92ZM210 91V89H209ZM208 91V92H209ZM218 91V90H217ZM220 91V89H219ZM218 91V92H219ZM225 91V90H224ZM227 91V90H226ZM230 91V90H229ZM88 93V95H90L89 91L87 90L86 91ZM97 92V93H96ZM131 92V91H130ZM128 92V93H130ZM145 92V91H144ZM179 92H181V90H179ZM191 92V91H190ZM202 92H204L202 90ZM205 92V93H206ZM208 95H210V93ZM234 92V91H233ZM236 92V91H235ZM244 92H245V95H244ZM250 92H251V89H250ZM252 92V93H253ZM63 93V94H62ZM162 93V92H161ZM189 93V92H187ZM194 93V92H193ZM214 93V92H213ZM211 93V94H213ZM253 93V95H254ZM120 94H121V91H120ZM186 94V93H185ZM203 94V93H202ZM218 94V93H216ZM214 93L213 96L216 95ZM101 95V96H100ZM117 95V94H116ZM128 95V94H127ZM224 95V94H223ZM222 95V96H223ZM264 95V94H263ZM120 96V95H119ZM204 96V95H203ZM218 96H220V94H218L214 99L211 97V101H205V102H214L215 104V99L218 98ZM238 96V95H237ZM253 96V97H255ZM62 97V98H61ZM67 97V96H66ZM96 100H97V97L96 96H93ZM161 97V96H160ZM169 97V96H168ZM209 97V96H208ZM264 97V96H263ZM77 98V97H76ZM106 98V97H105ZM164 98V97H163ZM186 98V97H185ZM224 98V97H222ZM79 99L80 101H83L82 98L79 96ZM173 99V98H172ZM182 99V96L181 98ZM206 99V97H205ZM94 100V101H96ZM188 100V99H187ZM202 100H204L202 98ZM217 100V99H216ZM235 100H238V99H235ZM198 101V100H197ZM253 101V102H252ZM183 102V101H182ZM204 102V103H205ZM232 102V104H231ZM237 102V101H236ZM57 103V104H56ZM82 103V102H80ZM84 103V102H83ZM222 103V104H223ZM263 103V102H262ZM104 104V103H103ZM219 104V103H218ZM243 104V105H241ZM109 105H112L109 103ZM174 105V104H173ZM206 105V103H205ZM213 105V103H212ZM216 105V104H215ZM214 105V106H215ZM220 105V104H219ZM136 106V105H135ZM164 106V105H163ZM162 106V107H163ZM185 106V104H184ZM190 106V105H189ZM204 104L202 105V108H203ZM211 106V104H210ZM218 106V105H217ZM216 106V107H217ZM257 106V105H256ZM156 108H158V112H159V106H155ZM161 107V108H162ZM176 108V106H174ZM183 106H181L182 108ZM187 107V106H186ZM164 108V107H163ZM205 108V107H204ZM208 108V107H206ZM260 108V106H259ZM257 108V109H259ZM114 109V108H113ZM166 109V108H165ZM174 109V108H173ZM252 109V108H250ZM254 109V107H253ZM61 111L64 112L63 108L60 109ZM218 110V109H217ZM261 110V109H260ZM264 110V109H263ZM263 110L261 111L262 112V115H264V112ZM53 111V109H52ZM76 111V109H75ZM113 111V110H112ZM149 111V110H148ZM163 111V109H162ZM161 111V112H162ZM170 111L167 110V112ZM174 111V110H173ZM177 111V109H176ZM156 112V113H158ZM160 112V113H161ZM217 112V111H216ZM260 112V113H261ZM71 113V112H69ZM225 113V112H224ZM254 113V112H252ZM257 113V112H255ZM66 114H68V112H66ZM151 114V112H150ZM162 114V113H161ZM176 114V112L174 111L173 112V115ZM179 114V113H178ZM36 115H39V116H36ZM72 115V114H71ZM113 115H115L113 113ZM171 115V114H170ZM185 115V114H184ZM190 115V114H189ZM192 117H186L185 119L182 118L180 121L182 123V127H186L187 125H190V123H193L196 127V129L198 128V124H203V123H206V121L209 119V117H212V116H215V115H218V114H211L209 116H206V117H200V118H195L193 117L194 114H191ZM204 115V114H202ZM5 116H9V118L7 120H4ZM50 116H54L53 117H50ZM103 111L102 113L100 114V116L97 117V121L98 120H101L103 119ZM108 116V115H107ZM110 116V115H109ZM163 116V115H162ZM181 116V115H180ZM188 116V115H187ZM152 117V116H151ZM161 117V116H160ZM174 117V116H173ZM48 120H46V119ZM73 120H76L75 117H72ZM146 120L147 121H152V120H148V115H146ZM164 118V117H163ZM162 118V119H163ZM168 118V117H167ZM50 119L53 121H50ZM178 119V118H177ZM161 120V119H160ZM247 120V119H246ZM71 121V122H70ZM165 123H164V122ZM185 121V122H184ZM227 121V120H226ZM248 121V120H247ZM28 122H33L35 123L34 125L33 124H29ZM99 122V121H98ZM113 122V121H112ZM76 123V121H75ZM159 123V126L158 124ZM264 123V120L261 121V124ZM115 124V123H114ZM177 123H175L174 125H176ZM103 125V124H102ZM109 125V124H107ZM231 125V124H230ZM230 125H227V127L230 129L233 127L230 126ZM69 126V125H67ZM97 126H101V125H97ZM262 126V125H261ZM28 127V129H26ZM73 127V126H72ZM76 127V126H75ZM144 126H142L143 128ZM250 127V126H249ZM259 127V126H258ZM264 127V125H263ZM141 128V126H140ZM175 128V127H174ZM177 128V127H176ZM254 128V127H252ZM262 128V127H261ZM47 129V131L45 132V130ZM193 129V128H192ZM195 129V128H194ZM216 129V128H215ZM212 128V130L210 131V134L209 136H214L212 135V133L214 134H217L218 138H224L225 135H229L230 133L229 132H224V131H221L219 130V128L217 127V130H215ZM228 129V130H230ZM240 129L241 131L245 130L246 128L244 127V125L240 126ZM249 128H247L246 130H248ZM176 130V129H175ZM181 130L183 131L184 129H180L179 132H181ZM187 130V128L185 129ZM232 130V129H231ZM237 130V129H235ZM245 130V132H247ZM73 131V130H72ZM104 131V132H105ZM146 131V132H145ZM149 131V132H148ZM171 133L172 130H170ZM169 131V132H170ZM178 131V129H177ZM188 131V130H187ZM194 130H192L193 132ZM198 132H200V129L197 130ZM234 133L233 134H238L239 136H242L239 131H234L232 130ZM176 132V131H175ZM191 132V131H190ZM197 132V133H198ZM72 133H75L72 132ZM84 133V132H83ZM124 135H123V134ZM171 133H169L168 135H170ZM208 133L207 132V135L208 136ZM39 134V135H38ZM126 134V135H127ZM143 134V133H142ZM203 134V133H202ZM205 134V133H204ZM123 135V136H122ZM188 135V134H187ZM248 136H251L254 135V134H250L249 131L247 133ZM246 135V136H247ZM17 137L16 141H13L11 142V139L12 137ZM91 136V137H92ZM115 136V137H114ZM178 136H182L181 134L179 133H176L175 134V137H174V141H172V145H175L176 148L178 149V151L180 150V147L179 144H177V139H178ZM185 136V135H184ZM202 136V135H201ZM205 136V135H204ZM216 136V135H215ZM214 136V137H215ZM230 136V135H229ZM245 136V137H246ZM11 137V138H10ZM82 137V136H81ZM110 137V138H109ZM111 137H114L115 139L111 138ZM173 137V136H172ZM213 137V138H214ZM244 137V136H243ZM83 138H88V137H83ZM121 138V140L123 141L120 142L121 140H119ZM184 138V137H183ZM181 137V140L183 139ZM187 138V137H186ZM185 138V140H186ZM189 138V137H188ZM195 138V137H194ZM193 138V139H194ZM212 138V137H211ZM24 139H27V138H24ZM93 139V138H91ZM109 139V140H108ZM197 139V138H196ZM227 139V137H226ZM224 139V140H226ZM258 141H252L255 145H258V148H253L254 150H259L260 152L258 153V151H256V155L257 153L258 154H263L264 153V144H262V141H264V135H262L261 137H257ZM88 140H90V138H88ZM134 140V139H133ZM136 140V139H135ZM171 140V139H170ZM168 140V141H170ZM184 140V139H183ZM182 140V141H183ZM189 140H192V138H190ZM223 140V142H224ZM231 140V139H229ZM235 140V138H234ZM252 140V138H251ZM33 141V140H32ZM193 141V140H192ZM218 141V140H217ZM242 141V140H241ZM240 141V142H241ZM30 142V141H29ZM36 142V141H35ZM43 142V143H44ZM87 142V140H86ZM132 142V141H131ZM186 142V141H185ZM202 142V141H201ZM228 142V141H227ZM237 142V141H235ZM234 141H230L228 142L229 144L225 143V146L226 145H229L231 146V151L230 153L232 152V159L234 160V162L236 163V165H238L239 167H242L244 165H246V163H243L246 159H249L251 158V155H252V152L251 150H247L245 149V147L243 146H240L242 145L241 142L240 144H237L235 143ZM239 142V140H238ZM37 143V142H36ZM36 143H29L27 142V147L30 146V145H35ZM91 143V142H90ZM93 143V141H92ZM135 143V142H134ZM170 143V142H169ZM170 143V144H171ZM197 143V142H196ZM221 143V142H220ZM251 143V142H250ZM250 143L247 141L246 142V145L250 146ZM93 144V145H94ZM181 144V143H180ZM215 144V143H214ZM38 145V144H37ZM35 145V146H37ZM44 145V144H43ZM45 145V146H47ZM91 145V144H90ZM108 145V146H107ZM164 145V146H163ZM188 145V144H187ZM24 146V145H23ZM25 146V148H26ZM39 146H41L39 144ZM179 146V147H178ZM186 145H182V152H180L181 154L180 155H183V156H186V157H189L191 159H193L192 157H190V155L187 153V151H189L186 147H189V146H186ZM194 145H192L191 147H193ZM211 146V145H210ZM222 146V145H221ZM97 147V148H98ZM143 147V148H141ZM199 147V146H198ZM220 148V146H218ZM223 147V146H222ZM263 147V148H262ZM3 148L4 149H9V151H6L8 152V156L6 155V153L3 151ZM11 148V149H10ZM170 148V147H169ZM190 148V147H189ZM26 149H30L31 148H26ZM29 150V152H30ZM36 150V149H35ZM46 150V149H45ZM184 150V151H183ZM197 150V149H196ZM24 151V149L22 150ZM32 151H34L32 149ZM38 151V149H37ZM177 151V150H176ZM201 151V150H200ZM208 151V149H207ZM29 152L27 153L26 151H24L23 153H26L27 157L29 155ZM131 152H133L134 154H132ZM210 152V151H209ZM242 154H241V153ZM38 152H31V154L29 155V158L31 159H35L36 155ZM40 153V152H39ZM49 153V154H51ZM130 153V154H129ZM159 153V154H157ZM162 153V152H161ZM185 153V154H184ZM202 153V152H201ZM249 153L251 154L250 157L247 158V154L249 155ZM5 154V157L3 156ZM47 154V153H46ZM163 154V153H162ZM160 154V156H164V154L162 155ZM179 154V153H178ZM192 154V153H191ZM213 154V153H212ZM219 154V153H218ZM225 154V153H224ZM26 155H23L22 159H25L26 158ZM52 155V156H53ZM102 155V154H101ZM132 155H135V156H132ZM177 155V154H176ZM25 156V158H24ZM86 156V155H85ZM132 156V157H131ZM198 156V155H197ZM49 157V156H48ZM58 157V158H59ZM136 160H138L135 164H134V161L133 159L134 158ZM172 157V156H171ZM253 157V156H252ZM258 157V156H257ZM39 159H41L39 156H38ZM42 158L44 159L43 155H42ZM56 158V157H55ZM167 158V157H165ZM182 158V157H180ZM214 158V157H213ZM217 158V157H216ZM221 158V156H220ZM37 159V160H39ZM141 159V158H140ZM169 159V158H168ZM167 159V160H168ZM35 160V161H37ZM42 160V159H41ZM114 160H118L119 162H114ZM162 160V159H161ZM196 160V159H195ZM210 160V159H209ZM253 161V163H256L257 164V161H260L259 159L257 158H251L250 161ZM22 161V160H21ZM32 161V160H31ZM176 161V160H174ZM173 161V162H174ZM179 161V160H178ZM178 161H176V163H178ZM224 161H221L219 160L218 163L216 164V167L219 171H228L229 169V166H227L226 164H224ZM242 162L241 164H239L238 162ZM249 161V160H247ZM20 162V161H18ZM56 162V161H55ZM54 162V163H55ZM86 162V161H85ZM160 162V161H159ZM172 162V161H171ZM182 162V161H181ZM202 162V161H201ZM32 163V162H31ZM40 163V162H38ZM57 163V162H56ZM56 163L54 165H56ZM62 163H65V162H62ZM180 163V161H179ZM197 163V162H196ZM59 164V163H58ZM60 164H61V161H60ZM80 164V163H79ZM195 164V165H194ZM202 164V163H201ZM201 164L199 162L198 166H199V169L200 171H202V169H204L203 167H201ZM233 164V163H232ZM44 165V164H43ZM52 165V164H51ZM161 165V164H160ZM168 165V164H167ZM179 164H177L178 166ZM187 165V164H186ZM193 165V166H191ZM203 165V164H202ZM210 165V164H209ZM31 166V165H30ZM57 166V165H56ZM61 166V165H60ZM63 166V165H62ZM69 166V165H68ZM143 166V165H142ZM159 167V163L157 165ZM180 166V165H179ZM188 166V165H187ZM49 167V166H48ZM55 167V166H54ZM59 167V166H58ZM148 167V165H147ZM161 167V166H160ZM243 167V169H245ZM8 168V169H7ZM53 168V167H52ZM63 168V167H62ZM68 168V167H66ZM104 168V169H102ZM164 168V167H163ZM167 168V167H166ZM232 168V167H231ZM150 170H152V168H149ZM159 169V168H158ZM161 169V168H160ZM177 169V170H178ZM234 169V168H233ZM240 169V168H239ZM48 170V169H47ZM60 170L62 171L61 169H57V171ZM155 170V169H154ZM157 170V168H156ZM155 170V171H156ZM185 170V171H192V172H188L190 175H183L181 172ZM247 170V169H246ZM53 171V170H52ZM65 171V170H64ZM74 170H72L73 172ZM133 171V172H134ZM145 171V170H144ZM194 171V172H193ZM204 171V170H203ZM242 171V170H241ZM56 172V171H55ZM95 172V171H93ZM159 172V171H158ZM233 172V171H231ZM238 172V171H237ZM240 172V171H239ZM244 172V171H243ZM243 172H241V175H245ZM247 172V171H246ZM117 173V175H116ZM138 173V172H137ZM175 173V172H174ZM236 173V172H235ZM243 173V174H242ZM255 173V172H254ZM31 174H34V172L32 171ZM156 174V175H157ZM196 174V173H195ZM248 174V173H246ZM250 174V173H249ZM256 174V173H255ZM235 175V174H234ZM239 175V176H241ZM257 175V174H256ZM256 175H255V179L256 178ZM97 176V175H96ZM172 176V175H171ZM176 176V177H175ZM178 176V177H177ZM237 176V175H236ZM251 176V175H250ZM36 177V176H35ZM98 177L97 176V180H98ZM131 177V178H130ZM246 177V176H244ZM258 177V176H257ZM95 178V177H94ZM100 178V177H99ZM112 178V177H111ZM115 178V179H116ZM171 178V179H170ZM196 178V179H195ZM201 178V177H200ZM206 178V177H205ZM249 178V177H248ZM153 179V180H152ZM207 179V178H206ZM209 179V178H208ZM232 179V178H231ZM230 179V180H231ZM241 179V178H240ZM250 179V178H249ZM254 179V174H253V178ZM250 179V180H252ZM262 179V178H260ZM96 180V179H95ZM101 180V179H100ZM107 180V179H106ZM110 181V179H108ZM117 180V179H116ZM228 180V179H227ZM235 181V179H232ZM112 181V179H111ZM117 181V182H118ZM138 181V180H137ZM142 181V182H143ZM180 181H184L185 183L188 182V184H180ZM197 181V182H196ZM217 181V180H216ZM219 181V180H218ZM246 181V178L245 180ZM248 181V180H247ZM101 182V181H99ZM103 182V181H102ZM193 182L195 183H199V184H194V185H191L193 184ZM209 182V181H208ZM243 182V181H242ZM249 182V181H248ZM254 182V180L252 181ZM251 182V183H252ZM259 182V181H257ZM110 183V182H109ZM216 183V182H215ZM222 183V182H221ZM246 183V182H245ZM250 183V182H249ZM104 184V183H101V185ZM106 184V183H105ZM113 184V183H112ZM218 184V183H217ZM258 184V183H257ZM256 184V187L260 186L258 184L257 186ZM117 185V184H116ZM126 185V186H125ZM133 185V186H136L137 191H133L131 190L130 191V186ZM143 185V186H142ZM159 185V184H158ZM253 185V183H252ZM115 186V185H114ZM197 186V187H196ZM201 187L200 189L198 187ZM248 186V183L247 185H245V187ZM250 186V184H249ZM101 187V186H100ZM141 187L143 189H141ZM152 187V188H150ZM155 187V186H154ZM209 187V186H208ZM243 187V186H242ZM252 187V186H251ZM103 188V187H102ZM106 187L104 186V189ZM108 188V187H107ZM187 188V189H186ZM229 189V187H227ZM253 188H254V185H253ZM262 187L260 186L259 189H261ZM16 189V190H15ZM134 189V187H133ZM151 189V190H150ZM250 189V187L248 188ZM256 189V188H255ZM254 189V191H256ZM66 190V189H65ZM199 190V191H198ZM263 190V188H262ZM260 190V192L262 191ZM47 191H49L47 193ZM98 191V192H96ZM133 191V192H132ZM228 191V190H227ZM231 191V189H230ZM86 192L87 195L85 196H82L84 193ZM92 192H94L92 194ZM102 192V194L100 193ZM139 192V193H138ZM238 192V191H237ZM245 192V191H244ZM54 193V195L52 194ZM137 194V197L139 198V200H135L133 198H129V196H132L134 194ZM224 193V192H222ZM227 193V192H226ZM246 193V192H245ZM244 193V194H245ZM253 192H251L252 194ZM256 193V197H258V201H261V205H262V198L260 197V193L258 194L257 191L255 192ZM8 194H11V195H14V196H10ZM92 194V195H91ZM111 194V195H110ZM247 194V193H246ZM251 194H250V197H251ZM90 196V199H88L87 197ZM224 197H225V194H223ZM229 195V194H228ZM236 195V194H235ZM253 195V194H252ZM217 196V195H216ZM221 196V195H220ZM242 196V195H241ZM246 196V195H245ZM223 197V198H224ZM227 197V196H226ZM248 197V195L246 196ZM255 197V196H253ZM229 198H231V196H229L227 199L229 200ZM238 198V196H237ZM243 198H245L243 196ZM97 199V201H96ZM98 199H101L102 201L99 202ZM109 199H111V201H109ZM239 199H242L241 197ZM247 199V198H246ZM255 199V198H254ZM109 201V202H108ZM213 201V200H212ZM245 201V200H244ZM252 201V200H251ZM214 202V201H213ZM223 202V201H222ZM229 202V201H228ZM247 202V200H246ZM249 202V201H248ZM255 202V201H254ZM257 202V201H256ZM255 202V204H257ZM98 203H102L101 206L98 207ZM219 203V202H218ZM230 203V202H229ZM227 203V204H229ZM252 203V202H251ZM259 203V202H258ZM226 204V205H227ZM231 204H232V201H231ZM144 205V207L142 208V206ZM185 205L183 208L182 206ZM218 205H221V204H218ZM225 206L224 204H222V207ZM230 206V205H229ZM257 206V207H256ZM216 207V206H215ZM213 207V208H215ZM233 207H235V210H239L238 212L240 213H243V208L244 206H240L238 204H234ZM232 207V208H233ZM256 208H258V204L255 205ZM260 207V206H259ZM216 208H219V207H216ZM226 208V206H225ZM264 208V206H263ZM224 209V208H223ZM234 209V208H233ZM261 209V208H260ZM231 210V208H230ZM229 209L226 210V211H229L231 212ZM255 211V209H253ZM259 210V208H258ZM221 209H217V211H212L213 212V216L214 218L216 219V217L220 216L222 217L223 215ZM234 211V210H233ZM232 211V212H233ZM263 211V210H262ZM264 212V211H263ZM155 213H159V215L155 214ZM221 213V214H220ZM239 213L235 212L234 211V216L235 215H239ZM259 213V212H258ZM262 213V212H261ZM13 214V217H11ZM251 214V213H250ZM249 214V215H250ZM257 214V212H256ZM264 214V213H263ZM83 215H86L88 216L86 220H80L79 218ZM190 215V217H191ZM225 215V214H224ZM245 215V213H244ZM262 216V214H260ZM197 216V217H196ZM226 216V215H225ZM229 216V215H228ZM245 215L244 218H247ZM252 216V215H251ZM11 217V218H10ZM238 217V216H237ZM240 217V216H239ZM238 217V218H239ZM242 217V216H241ZM249 217V216H248ZM253 217V216H252ZM259 217V216H257ZM19 218H22V221L19 222L18 219ZM208 218V219H209ZM225 218V217H224ZM243 218V217H242ZM243 218V219H244ZM250 218V217H249ZM260 218V217H259ZM263 218V216H262ZM202 219V218H201ZM211 219H210V222H211ZM226 219H230V217H226ZM240 219V218H239ZM213 220V219H212ZM256 221V219H253ZM260 220V219H259ZM257 221V222H261V221ZM229 221H232V220H229ZM240 221V220H238ZM237 221V222H238ZM246 221V220H245ZM252 219H250V223H251ZM254 221V222H255ZM204 222V221H203ZM208 222V221H207ZM215 222V220H214ZM236 222V223H237ZM244 222V220H242V223ZM246 223L244 224H240L238 228H240V226H244V228H240L242 231L243 229H245L246 225L247 224H250V223ZM253 222V221H252ZM263 222V221H262ZM72 223L76 224L78 226V228L81 229V232H87L86 228H90L92 229L93 231H88L90 232L89 234H91L88 238H93V236L95 235L96 239H95V242L91 241L89 242V246H91L89 248V246H87V244H84L87 248L85 249L83 247V241L84 239L83 238H78L76 237L74 234L68 232L66 230V228L71 225ZM190 223V224H191ZM209 223V222H208ZM223 223V222H222ZM232 223V222H231ZM240 223V222H239ZM237 223V224H239ZM264 223V222H263ZM182 224L185 225V223L183 222ZM180 224V225H182ZM187 224V223H186ZM206 224V222H205ZM211 224H213L211 222ZM216 224V223H215ZM252 224V223H251ZM262 224V223H261ZM261 224H258V225H261ZM23 225V226H22ZM193 225V224H192ZM197 225V224H196ZM254 225H256L254 223ZM264 225V224H263ZM262 225V227H263ZM32 227V229H29L28 231L25 230V228L27 229V227ZM65 226V228H64ZM159 226V227H158ZM202 226V225H201ZM234 226V225H233ZM232 226V227H233ZM250 226V225H249ZM257 226V225H256ZM179 227V226H178ZM207 227V226H206ZM214 227V226H213ZM258 227V226H257ZM260 226V228H262ZM159 228V233L157 232V229ZM172 229L171 231H169L168 229ZM177 228V227H176ZM182 228V227H180ZM185 228V227H184ZM205 228V227H204ZM179 229V228H178ZM247 229V228H246ZM186 230L192 232L194 230V225L191 226V225H187L186 227ZM203 230V229H202ZM206 230V229H205ZM204 230V231H205ZM237 230V231H236ZM250 230V229H249ZM264 230V229H263ZM181 231V230H180ZM252 231V230H251ZM257 231V229H256ZM254 231L251 232L252 234H256ZM259 231V230H258ZM94 232V233H93ZM213 232V231H212ZM260 232V231H259ZM259 232H257V236H259ZM264 232V231H263ZM42 233V235H41ZM53 235H52V234ZM181 233V232H180ZM184 233V232H183ZM196 233V232H195ZM198 233V232H197ZM205 233V232H203ZM250 233L249 237L252 236V234ZM3 234V235H2ZM38 236H37V235ZM45 234V233H44ZM57 234V235H56ZM192 234H194L192 232ZM211 234V233H210ZM238 236H237V235ZM262 235V233H260ZM46 235V234H45ZM52 235V236H51ZM197 235V234H196ZM204 235V234H203ZM227 235V234H226ZM108 236V237H107ZM194 236V235H193ZM254 238V237H253ZM258 238V237H257ZM256 238V239H257ZM263 238V237H262ZM42 239V238H40ZM55 239H57V241L55 242ZM105 240V239H112V242H118V248L115 249L112 254L107 252H103L105 250L103 249H100V248H104L105 245L103 244L102 240ZM128 239V241H126ZM187 239V238H186ZM216 239H217V242H216ZM254 242H258L260 240L257 239ZM264 239V238H263ZM263 239L261 241H263ZM37 240V239H36ZM43 240V239H42ZM154 240H159V242H156L155 243V249H159V258H154L152 261H146L145 260V257L142 258V256L145 254L147 248L144 246L145 243H151L152 245L154 244ZM41 241V240H40ZM39 241V242H40ZM67 243H65V242ZM132 243H131V242ZM171 241V242H169ZM260 241V243H261ZM22 242H23V245H22ZM97 242V244H96ZM130 242V243H128ZM212 243L213 246H210ZM223 244V245H220ZM259 243V242H258ZM259 243V244H260ZM39 244V243H38ZM56 244V245H57ZM210 244V245H208ZM233 244V243H232ZM257 244V243H256ZM257 244V246L259 245ZM224 245H226L225 247H223ZM251 245V244H250ZM264 245V244H263ZM262 245L261 243V249L263 247L264 249V246ZM33 246V245H32ZM44 246V247H43ZM256 246V247H257ZM100 247V248H98ZM123 247V250L120 254L116 255L118 252H119V248H122ZM192 247L191 249V252H190V248ZM216 247V249H215ZM223 247V248H222ZM229 248V250H231V254H232V247H229V244L227 246ZM242 247V248H241ZM142 248V250H141ZM183 248H186L185 250H183ZM232 248V249H231ZM251 248V247H249ZM255 248V247H254ZM28 248H26L27 250ZM67 249H69L67 247ZM71 249V248H70ZM248 249V248H247ZM259 249V250H261ZM13 252H15L14 254L15 255H12L10 258V260L8 261L10 264H24L22 260H24L25 258L23 257V255L20 254V252L16 249H12ZM55 249H53V252ZM73 250V249H72ZM245 250V249H244ZM251 250V249H250ZM254 250V249H253ZM256 250V248H255ZM258 250V249H257ZM29 251V250H28ZM58 251V250H57ZM61 251V249H60ZM64 251L65 253V249L62 250ZM61 251V252H62ZM70 251V250H69ZM68 251V253H69ZM189 251V254H187ZM210 251V253H209ZM247 251V250H246ZM12 252V251H11ZM59 252V251H58ZM76 252V250H75ZM77 252V253H79ZM229 252V253H230ZM242 252V253H241ZM256 252V251H254ZM263 252V251H262ZM52 253V252H51ZM62 253V254H64ZM77 253H76V256H77ZM208 253V254H207ZM253 253V251H252ZM13 254V253H11ZM27 254V253H26ZM53 254V253H52ZM60 254V253H59ZM53 255V258H57L58 256L60 255ZM66 254V253H65ZM64 254L63 258L66 256ZM210 254V256H209ZM240 254V256H239ZM247 254L249 255V252H247ZM244 251V255L246 256L247 255ZM29 255V254H28ZM27 255V256H28ZM37 255V254H35ZM34 255V256H35ZM39 255V254H38ZM37 255V256H38ZM50 255V254H49ZM71 255V254H70ZM80 255V254H79ZM78 255V256H79ZM217 255V254H216ZM253 255H255V253H253ZM257 255V254H256ZM258 255H261L262 257V254H259ZM257 255V257H258ZM43 256H44V253H43ZM57 256V257H56ZM62 256V255H61ZM75 257V255H73ZM81 256V257H82ZM155 256V255H154ZM233 255L231 257H234ZM250 256V255H249ZM247 257V258H250V257ZM39 257V256H38ZM71 258V256H69ZM102 257V258H101ZM216 257V256H215ZM218 257V256H217ZM260 257V256H259ZM7 258V257H6ZM23 258V259H22ZM69 258V259H70ZM77 258V257H76ZM199 259V262L198 263H195V259ZM247 258L244 257L245 261H249L251 258L253 260H256L257 258H253V256L247 260ZM46 259V258H44ZM43 258L41 260H44ZM49 259V258H48ZM47 259V260H48ZM50 259H51V256H50ZM66 259V258H64ZM68 259V258H67ZM80 259V258H79ZM88 260L89 263H91L90 261L94 260ZM167 259V260H166ZM219 259H222V258H219ZM235 259V257H234ZM233 259V261H234ZM259 259V258H258ZM6 259H2L0 260V264H5L4 261ZM38 260V259H37ZM52 260V259H51ZM50 260V261H51ZM72 260V259H71ZM70 260V262H71ZM77 260V259H76ZM81 260V259H80ZM79 260V261H80ZM230 261L232 259H229ZM40 261V260H39ZM45 261V260H44ZM54 261V260H53ZM52 261V262H53ZM59 261V260H58ZM58 261H56L58 263ZM65 261V260H64ZM83 261V260H82ZM87 261V262H88ZM187 261V260H186ZM221 261V260H220ZM229 261V262H230ZM251 261V260H250ZM29 262V261H28ZM49 262V261H48ZM51 262V264H52ZM61 264H67L66 262H61L59 261ZM74 261H72L71 263H73ZM78 262V261H77ZM76 262V264H77ZM94 262V261H93ZM185 262V261H184ZM215 262H218V260H216ZM222 262V261H221ZM219 263V264H223V263ZM228 262V263H229ZM36 263V262H35ZM70 263V264H71ZM80 263V262H79ZM87 263V264H89ZM96 263V262H95ZM186 263V262H185ZM232 263V261L230 262ZM245 263V262H244ZM40 264V263H39ZM45 264V262H44ZM50 264V263H49ZM82 264V263H81ZM85 264V263H84ZM92 264V263H91ZM190 264V263H189ZM227 264V263H225ZM243 264V263H242ZM246 264H250V263H246Z\"/></svg>",
	"mask_w": 264,
	"mask_h": 264
}]
</instances>
